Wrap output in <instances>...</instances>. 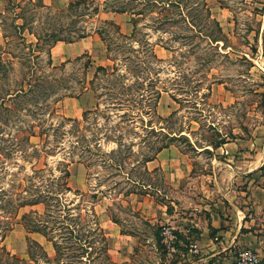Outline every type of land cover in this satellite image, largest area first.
<instances>
[{
  "label": "rangeland",
  "instance_id": "obj_1",
  "mask_svg": "<svg viewBox=\"0 0 264 264\" xmlns=\"http://www.w3.org/2000/svg\"><path fill=\"white\" fill-rule=\"evenodd\" d=\"M73 3L59 15L50 7L36 11L27 0L0 1V32L7 35L0 55V102L10 98L9 109L0 108V213L8 207L11 218L1 225L13 226L5 243L22 258L30 259L31 241L55 255L52 241L23 221L32 210L43 213L44 204L16 206L32 198L52 205L46 197L62 194L58 179L51 178L70 164L72 191L64 196L75 204L95 202L117 264H186L185 251L195 249L197 236L183 228L194 224L195 204L212 196L215 179L226 171L223 163L237 166L264 148V0ZM101 6L142 11L136 40L126 42L108 28L107 71L96 69L87 54L53 65L48 51L57 36L77 37L100 26L91 13ZM29 31L37 41L30 40ZM214 36L224 40L213 42ZM28 80L36 84L33 91L14 97ZM87 90L94 93L93 105L80 117L67 115L80 107L68 98ZM153 103L156 114H147ZM167 142L174 150L172 162L178 168L188 163L189 173L171 171V161L159 164L156 148ZM148 156H155L150 165ZM240 172L232 177L240 186L247 177L264 179V167L247 177ZM165 226L177 235L175 251L163 242ZM252 249L264 261V253ZM69 251L79 258L84 253L79 247ZM99 254L89 255L98 262Z\"/></svg>",
  "mask_w": 264,
  "mask_h": 264
},
{
  "label": "crops",
  "instance_id": "obj_2",
  "mask_svg": "<svg viewBox=\"0 0 264 264\" xmlns=\"http://www.w3.org/2000/svg\"><path fill=\"white\" fill-rule=\"evenodd\" d=\"M73 1L33 0L34 4L40 8L50 7L55 10H63ZM103 8L101 6L99 13L95 15L97 19L114 21L119 25L124 35L133 34L134 22L139 20L141 16L132 12H115ZM27 35L30 36L31 41L38 40L36 35L30 31ZM4 36L6 35L0 32V55L5 50L6 37ZM86 54L92 58V63L96 69L100 66L106 68L109 66L107 46L97 31V26L92 27L84 37L73 41H58L49 50V58L53 65L69 62ZM93 96L94 93L87 90L78 97L68 98L72 102L76 101L74 104L80 107L74 109L73 112L69 109L67 115L80 117L84 107L93 105ZM65 104H68L66 100ZM229 144L226 142L224 145L229 147ZM255 156L254 159L245 158L237 166L223 163L222 167L226 171L222 178L215 179L214 188L211 192L212 196L207 195V200L195 204L194 210L197 212L195 213L194 224L188 229L183 228L184 233L194 232L197 236L192 241L195 244V246L193 245L195 249L190 248V250L185 251L186 264H204L210 257H214V259L207 264H234V255H236L237 250L246 247L258 249L264 253V179L256 181L254 178L247 177L248 174L264 167V148L261 149L258 156ZM157 160L160 161L159 164L161 162L165 164V161H174L173 148H164L158 154ZM152 162L154 160L150 161L149 165ZM172 165L174 167L170 168L171 171L184 170L189 173L192 170L188 163L181 162L179 168L174 162ZM240 170H244L247 177L246 179L243 177L244 181L241 182L243 186H240L238 180L232 178L238 173H243ZM236 183L238 184L236 185ZM170 214L169 218L173 219V214ZM211 230L215 237L211 236ZM193 246L191 245V247ZM199 250L206 254L204 258L196 255ZM192 253L195 255L193 256ZM260 264H264L263 259Z\"/></svg>",
  "mask_w": 264,
  "mask_h": 264
},
{
  "label": "trees",
  "instance_id": "obj_3",
  "mask_svg": "<svg viewBox=\"0 0 264 264\" xmlns=\"http://www.w3.org/2000/svg\"><path fill=\"white\" fill-rule=\"evenodd\" d=\"M34 10L38 11L42 8L46 7H38L34 4L33 0H27ZM89 0H79L74 3H80L84 2L85 4L88 3ZM73 2L70 3L69 6L72 5ZM73 3V4H74ZM206 6V3L204 4ZM209 8V7H208ZM105 10L115 11V12H132L135 15L142 16L143 12L139 10H135L134 8H110V7H104ZM51 11L53 9H50ZM68 10H58L54 11L56 14H64ZM100 11L99 7H96L93 9V12L91 13L93 16L97 15ZM210 10H208V14H210ZM20 12H18L19 14ZM17 14V13H16ZM15 14V15H16ZM17 14V16H18ZM1 15V13H0ZM86 16H90V13L85 14ZM211 16V15H210ZM209 16V17H210ZM212 17V16H211ZM216 25L218 26V30L222 33L223 30L221 28V24L218 20L212 19ZM101 25H97V31L101 34L103 37V40L107 43V46L109 48L107 38L105 33L108 31V28L113 27L115 31L118 33V35L123 38L126 42H133L136 40V33L139 25V20L134 22V32L132 35L127 36L124 35L118 24H116L114 21H103L101 20ZM18 28L23 27V25L17 24ZM88 30V29H87ZM34 33V32H33ZM88 32H84L82 34H79L77 37H60L57 36V38L53 41V43L50 45H54L56 42L64 40V41H73L78 38L84 37ZM35 34V33H34ZM7 36V35H6ZM39 38V36H36ZM213 42H220L224 39L220 38V36H214L213 39H211ZM50 50V48H49ZM49 52V51H48ZM2 65V60L0 62V66ZM98 70L107 71L106 67H99ZM41 82V81H40ZM36 84H31L30 80L25 82V84L22 86V88L19 89V91L14 95V97L18 96H28L29 93L33 91ZM161 93V90L157 88L155 93ZM147 95H151L148 90L143 92ZM11 95V94H8ZM12 97V96H11ZM143 97V96H142ZM10 100V98L3 97L2 101L0 102V108L7 107L6 101ZM150 101H154L153 97L150 96ZM149 101V102H150ZM155 103L148 106V112L147 114H156L155 110ZM6 109H9L8 107ZM138 113H142L140 110ZM86 115V112H85ZM139 115V114H137ZM142 116V114H141ZM140 116V117H141ZM158 119H161V116L158 115ZM171 144L170 142L164 143L156 148V153L162 151L164 148L169 147ZM155 156H148L147 159H145L146 162H149L150 160H153ZM73 162V161H70ZM88 165V164H87ZM65 169H62L63 174L59 177L55 176V178L51 182H57L60 183V191L59 193L62 194L60 197H54V196H48L46 199L51 198L52 205H49L45 200L42 199H28L26 201L18 202L16 208H21L23 206H34L39 203L44 204V211L43 213H40L39 211H31L29 213H25L23 216V221L26 225V227L32 231V232H40L43 235L47 236L49 240L52 241L54 248H55V255L51 257L45 250V248L37 241H31L29 246V258H22L17 256L16 254L12 253V251L9 249L7 244L5 243V239L10 231H12V222L11 224H7V226H2L1 222L2 220L6 223H9V213L6 215V211L8 212V207L3 208L4 211L1 214L0 213V264H71L75 260H79L78 263L81 264H117L111 254L109 249V238L106 235V232L104 228L102 227L98 214L95 210V202L91 201L90 203H76L73 199L66 198L65 193L68 191H72L71 185H70V179H71V170H70V164H66ZM40 185V184H39ZM39 185L36 186V189H38ZM51 191V190H50ZM97 197L96 194H93V198ZM73 204V206H69ZM11 204V203H10ZM56 204V205H54ZM13 212V211H12ZM60 213V214H59ZM46 215V216H45ZM39 216V217H38ZM33 221V223L31 222ZM33 224V225H31ZM59 229V232L57 231ZM56 233H59L60 239L57 237ZM37 247L41 251L38 255H35L32 248ZM81 248L83 249L84 253H87L89 250H91L87 254V258L85 259V254H81L80 258L78 257V254L75 252H70L72 248ZM94 248V249H93ZM99 251L101 254L98 255V262H95L94 256H90L89 254L92 253V251ZM67 256V260L64 259V256ZM65 256V257H66ZM74 256V257H72Z\"/></svg>",
  "mask_w": 264,
  "mask_h": 264
},
{
  "label": "built area",
  "instance_id": "obj_4",
  "mask_svg": "<svg viewBox=\"0 0 264 264\" xmlns=\"http://www.w3.org/2000/svg\"><path fill=\"white\" fill-rule=\"evenodd\" d=\"M163 242L169 250H176L177 235L174 228L165 226L162 231ZM261 259L256 250L252 248H240L235 255L234 264H260Z\"/></svg>",
  "mask_w": 264,
  "mask_h": 264
}]
</instances>
